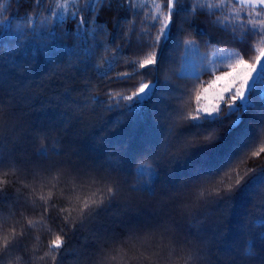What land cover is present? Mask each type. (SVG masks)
I'll return each mask as SVG.
<instances>
[{
  "label": "trees",
  "instance_id": "1",
  "mask_svg": "<svg viewBox=\"0 0 264 264\" xmlns=\"http://www.w3.org/2000/svg\"><path fill=\"white\" fill-rule=\"evenodd\" d=\"M56 1L44 0L37 8L33 0H0V32L4 31L5 24L10 26L9 32L17 24L27 26L30 21L26 22V13L35 19L36 27L47 20L49 30H52L56 18L43 9L49 6L53 8ZM85 2L75 1L81 7ZM200 2L221 6L219 11L213 10L216 11L215 15L205 9V14L197 21L201 32L207 30L208 35L203 39L211 37L218 43L209 47L200 44L199 54L173 51L174 45L163 53L170 57L169 78L182 90H192L197 74H201V80L208 78L204 68L209 66L208 61L214 59L216 53H250L249 46L257 39L254 33L247 30L244 13L236 15L240 5L235 0ZM133 3L135 14L132 19L129 20L125 12L120 21L122 30L132 40L131 47L116 38L118 33L109 24L111 35L105 39H114L115 45H105L95 54V62L102 68H107L105 60H111L114 55L121 61L111 72L113 77L117 73L140 71L138 67H129L126 61L138 62L142 59L138 51L140 33L152 31V0H133ZM245 11L249 9L245 8ZM37 12L42 14L37 17ZM100 19L113 20V17L105 12ZM65 24L69 33L67 36L63 31ZM65 24L55 29L61 37L56 43L71 48L79 41L71 32L72 22L66 20ZM241 38L243 42H240ZM23 39L28 41L29 48L38 47L31 33L26 32ZM117 45L121 46L122 52L127 50L128 55L115 53ZM187 57L189 66L183 69ZM25 65L27 71L22 75L10 74L15 77L20 91L16 99L5 97L3 111L0 112L3 133L9 138L6 147L12 151L19 169L9 171V185L5 189L13 196L15 208L10 203L0 205L4 209L0 212V224H16L18 233H22L27 226L30 232L23 241L27 245L23 250L26 257L36 255L37 264H51L48 258L56 255L50 250L51 241L62 229L71 244L68 250L82 253L80 264H173L178 257H183L186 264H254L242 254L249 238L253 251L264 248V240L259 238L264 228L253 230L249 226L253 219H264V197L258 195L261 190L259 184L264 183V167L236 190L226 204L217 205L208 200L205 206L203 193L206 185L198 182L206 175L221 173L256 149L259 142L256 126L259 121L254 115L246 114L231 126L227 119L219 115L201 114L199 118L189 120L178 130L177 141L200 137L214 130L217 138L210 144L184 145L188 148L161 169L158 185L154 189L144 187L132 191L136 184L143 183L142 179L128 177L129 183L124 184L122 177L112 172V183L106 186L105 191L119 185L114 202L109 203L104 197L102 206L98 204L85 211L82 201L74 196H85L92 185L85 183L78 187L74 180L77 173L88 174L89 170H99L102 175L107 173L105 159L112 152L123 157L129 172H135L138 164L152 167L154 153L164 143L168 131L166 125L157 119L158 115L163 114L160 107L163 102L156 97L138 102L123 118L124 122L119 124L116 121L120 113L104 111L105 106L98 103L97 98L102 101L108 92L113 97L130 94L134 86L149 82L154 77L137 75L127 81L109 82L106 79L101 82L98 74L90 70L78 75L74 85L62 88L56 81H47L49 65L43 57L39 63L33 65L25 61ZM182 72L183 79H177ZM42 81L44 88L38 87ZM73 88L74 91L71 90ZM175 95L179 97L181 92ZM176 103L181 109V114L174 117L179 126L184 115L193 114L196 106L194 93L183 96ZM81 104L86 105L90 113L87 125L69 121L64 115L67 113L71 116L73 109ZM172 110L173 106L168 105L167 111ZM253 163L260 164L261 161ZM240 170H243V166ZM73 188L77 190L70 191ZM42 192L45 194L43 197ZM16 196H19L20 205H15ZM25 199L36 204L38 211L34 213L31 208H23L21 218ZM41 200L44 205L51 200L54 205L53 218L62 216L63 219L55 223L45 219L47 209L39 207ZM202 209L203 214L197 215ZM14 212H17L16 218L13 217ZM193 221L200 236L189 231ZM73 228L76 229L75 239ZM209 246L213 249L211 254H208ZM192 253L203 256L204 260L187 261L186 257ZM214 256L217 259L214 260ZM66 264L75 262L70 257Z\"/></svg>",
  "mask_w": 264,
  "mask_h": 264
},
{
  "label": "snow or ice",
  "instance_id": "2",
  "mask_svg": "<svg viewBox=\"0 0 264 264\" xmlns=\"http://www.w3.org/2000/svg\"><path fill=\"white\" fill-rule=\"evenodd\" d=\"M33 2L39 8L44 0H33ZM235 2L240 5L236 15L244 13V19L247 21L245 26L249 32L254 33L257 37L256 42L249 46L250 53L235 55L229 51L216 53L214 59L208 61L209 66L204 68L208 78L201 80V74H197L195 76L196 83L193 84L192 90H182L172 82L169 78L170 69L168 67L170 57L164 56L163 53L169 49L170 45H174L173 51L180 52L183 50L184 54H199L200 44L209 47L218 43V41H213L211 37L206 40L203 39L208 35L207 30L201 32L200 25L197 23L199 17L205 14V9L208 10L209 14L215 15L221 7L218 4H202L200 0H159V2L152 0L153 12L150 14V19L153 21L150 25L152 31L140 33L141 43L138 51L142 59L138 62L126 61L129 67L133 69L138 67L140 71L117 73L114 77L111 76V72L115 65L121 61L114 55L111 60H105L107 68H102L95 62V54L97 49H104L105 45H115L114 39H105L111 35L108 31L109 24L118 33L116 38L131 47L132 40L122 30L120 21L122 13L125 12L128 13L127 18L132 19L135 14L133 0H86L82 7L77 6L74 2L72 4L74 10L69 9L68 0H64V3L58 2L55 9L50 6L43 9L49 16L56 18L52 30H49L47 20L36 27L35 19L26 13V22L30 21L27 26L17 24L16 28L9 32L10 26L5 24L4 31L0 32V112L3 111L5 97L16 99L20 91L15 77L10 74L22 75L27 71L25 61L34 65L39 63L41 57L49 65L46 70L47 81H56L62 88L74 85L78 75L90 70L98 74L101 82L106 79L109 82L112 80L127 81L134 79L137 75L154 77L149 82L134 86V90L130 94L113 97L111 92H108L102 101L97 98V102L105 106L104 111H118L120 113V118L116 121L119 124L124 122L123 118L128 116L138 102L156 97L163 102L160 105L163 114L158 115L157 119L166 125L168 131L164 143L154 153V166L152 167L138 164L135 172H129L123 157L112 152L105 159L108 168L107 173L102 175L99 170H89L88 174L77 173L74 180L78 187L85 183L92 185L85 196H74L82 201V207L85 211L98 204L102 206V198L104 197L109 203L114 202L115 192L119 191V185H113L108 188L107 192L105 191L106 186L112 183V172L122 177L124 184L129 183L128 177L136 176L142 179L143 183L136 184L137 186L131 188L132 191L144 187L154 189L158 185L157 181L161 169L188 148L184 145L210 144L217 138V133L214 130L200 137H190L177 141L178 130L189 120L199 118L201 114L207 116L215 114L222 119H227L229 126H231L237 120H242L244 115L252 114L259 121L256 126L259 137L256 149L221 173L206 175L198 180L201 185H206L203 193L206 198L205 206H207L208 200L217 205L226 204L231 201L236 190H239L244 183L256 175L261 167H264V159H262L264 158V0H235ZM245 8L249 11H245ZM214 9L216 11H213ZM105 12L110 13L113 20L101 21L100 16ZM41 14L42 12H37L36 16ZM66 20L72 22L71 32L79 41L71 48L56 43L61 37L58 36L55 29L58 25L65 24ZM217 23H219L218 20ZM63 31L64 36L69 34L66 24ZM26 32L35 37L34 43L38 47L29 48L28 41L23 39ZM240 42H243L242 38ZM115 53L128 55L127 50L122 52L119 45L115 46ZM177 79H183V72L177 75ZM38 87H45L43 81ZM71 90L74 91L75 89ZM178 91L181 92L179 97L175 95ZM193 93L196 105L193 114L184 115L178 126L174 117L181 114V109L176 101L185 95H193ZM19 98L23 99V97ZM168 105L173 106L172 111H167ZM77 109H73L71 116H68L67 113L64 115L68 117L69 121L74 120L78 124L87 125L89 122L87 117L90 113L86 110V105H78ZM233 109L236 111H232ZM92 111L94 112L95 109ZM8 140L9 138L3 133L2 122H0V205L10 203L15 208L12 203L13 196L5 190L9 185V171L14 168L19 170L12 151L6 147ZM257 160L261 163H253ZM241 166H243L242 171L240 170ZM259 185L261 190L258 195L264 197V183ZM76 190L73 188L70 191L75 192ZM44 195L42 192L41 197ZM15 205H20L19 196L15 197ZM39 207L47 209L45 219H48L50 223L63 219L62 216L53 218L52 209L54 205L51 200L47 205H44L41 200ZM23 208H31L34 213L38 211L36 204L25 199L21 209V218L24 214ZM3 211V207H0V212ZM202 214L203 209L197 212V215ZM13 217H17V212L13 213ZM69 218L71 219V217ZM194 224L195 221L189 226V231L200 236L199 231L194 228ZM249 226L253 230L264 228V219H253ZM72 231L73 239H75L76 229L73 228ZM29 232L27 226L22 233H18L16 224H0V248H2L0 264H37L36 255L26 257L23 254V250L27 248L23 241L28 237ZM201 238L203 239V237ZM259 238L264 240V232L260 233ZM76 242L79 243V241ZM70 247L71 244L67 239L66 232L62 229L59 230V234L51 241L50 250L56 253L55 256L48 258L51 264H66L70 257L75 264H80L79 257L82 253L75 250L69 251ZM84 247L87 248L88 245L85 244ZM212 251L213 249L209 246L208 254H211ZM242 255L253 261L254 264H264V248H257L253 251L250 238ZM120 259L123 260V257ZM194 259L203 261L204 257L197 256L195 253L186 257L187 261ZM213 259L215 260L217 257L214 256Z\"/></svg>",
  "mask_w": 264,
  "mask_h": 264
},
{
  "label": "rangeland",
  "instance_id": "3",
  "mask_svg": "<svg viewBox=\"0 0 264 264\" xmlns=\"http://www.w3.org/2000/svg\"><path fill=\"white\" fill-rule=\"evenodd\" d=\"M76 0H68V7H69V9L70 10H73L72 9V4H73V2H75ZM64 3V0H57L54 4H53V9H55V7H56V4L57 3ZM188 59H187V61H186V64L184 65V67H183V69L184 68H186L187 66H189V62H190V60H189V57H187ZM215 115V114H214ZM214 115H212V116H214ZM19 124V123H18ZM212 235V234H211Z\"/></svg>",
  "mask_w": 264,
  "mask_h": 264
},
{
  "label": "clouds",
  "instance_id": "4",
  "mask_svg": "<svg viewBox=\"0 0 264 264\" xmlns=\"http://www.w3.org/2000/svg\"><path fill=\"white\" fill-rule=\"evenodd\" d=\"M151 259H155V257H151ZM173 264H186V261L183 257H178L173 261Z\"/></svg>",
  "mask_w": 264,
  "mask_h": 264
}]
</instances>
